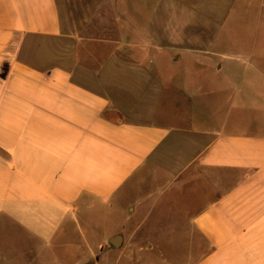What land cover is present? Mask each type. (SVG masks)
Segmentation results:
<instances>
[{
  "label": "crops",
  "instance_id": "1",
  "mask_svg": "<svg viewBox=\"0 0 264 264\" xmlns=\"http://www.w3.org/2000/svg\"><path fill=\"white\" fill-rule=\"evenodd\" d=\"M68 28L57 0H0V234L31 256L116 202L192 228L194 264H264V66L234 86L197 58L206 84L163 110L134 54Z\"/></svg>",
  "mask_w": 264,
  "mask_h": 264
},
{
  "label": "rangeland",
  "instance_id": "2",
  "mask_svg": "<svg viewBox=\"0 0 264 264\" xmlns=\"http://www.w3.org/2000/svg\"><path fill=\"white\" fill-rule=\"evenodd\" d=\"M57 3L64 23L68 20V35L98 39L100 51L134 54L140 69L150 75L147 82L167 85L163 110L171 108L179 90L182 95H192L206 84L205 72L213 70L199 67L197 58L204 63L223 61L222 80L234 86L236 71L227 69L247 67L252 71L264 66V0H57ZM88 50H95V46ZM210 82L219 84L212 79ZM178 201L190 203L184 197ZM109 205L113 208L96 204L90 219H79L80 234L74 226L66 236L55 239L56 244L31 256L23 248L21 237L17 240L1 233L0 264L197 262L204 242L192 228L188 230L190 236H173L172 228H167L178 221L160 219L158 215L142 220L132 216L129 205L121 207L116 202ZM117 235L123 238L119 249L109 244Z\"/></svg>",
  "mask_w": 264,
  "mask_h": 264
},
{
  "label": "water",
  "instance_id": "3",
  "mask_svg": "<svg viewBox=\"0 0 264 264\" xmlns=\"http://www.w3.org/2000/svg\"><path fill=\"white\" fill-rule=\"evenodd\" d=\"M123 238L120 235L114 236L109 240V244L115 249H119L122 245ZM87 264H93V262H89Z\"/></svg>",
  "mask_w": 264,
  "mask_h": 264
},
{
  "label": "flooded vegetation",
  "instance_id": "4",
  "mask_svg": "<svg viewBox=\"0 0 264 264\" xmlns=\"http://www.w3.org/2000/svg\"><path fill=\"white\" fill-rule=\"evenodd\" d=\"M97 261V259H95Z\"/></svg>",
  "mask_w": 264,
  "mask_h": 264
}]
</instances>
